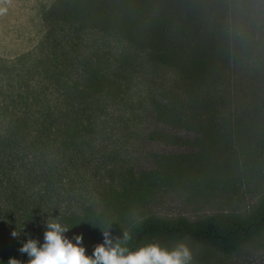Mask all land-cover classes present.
<instances>
[{"label": "trees", "instance_id": "trees-1", "mask_svg": "<svg viewBox=\"0 0 264 264\" xmlns=\"http://www.w3.org/2000/svg\"><path fill=\"white\" fill-rule=\"evenodd\" d=\"M35 12L40 36L18 64L46 80L32 94L53 88L55 98L37 100L44 105L33 123L16 90L0 101V125L16 123L14 139L31 133L64 151L100 124L127 126L120 112L136 106L126 91L136 75L143 112L136 125L145 142L166 150L147 153L166 176L205 183L264 175V0H45ZM126 232L133 249L183 241L198 253L192 264H264V193L243 210L195 220L148 216ZM21 246L6 243L2 259L27 256Z\"/></svg>", "mask_w": 264, "mask_h": 264}, {"label": "rangeland", "instance_id": "rangeland-1", "mask_svg": "<svg viewBox=\"0 0 264 264\" xmlns=\"http://www.w3.org/2000/svg\"><path fill=\"white\" fill-rule=\"evenodd\" d=\"M44 1L0 0V7L6 9L0 14V65H14L10 72L0 71L3 86L12 77L10 89L0 94V101L5 104L6 96L9 93L14 96L16 90L29 103L26 112L32 123L40 117L39 110L44 105L37 100L47 102L55 98L53 88L45 96L32 94L36 87L46 86V80L42 74L21 71L28 64L23 67L18 64V59L27 58L26 52L37 45L40 25L35 8ZM14 73L21 77L15 82ZM137 78L134 75L130 88L129 76L126 90L127 100L136 106L134 110L120 112L127 126L100 124L88 137L79 140L75 148L62 151L51 141L48 147L40 145L31 138V133L14 139L16 123L7 128L0 125V263L8 264L11 259H2L6 243L13 250L14 240L23 244L30 237L43 243L48 220L67 227L66 236L70 239L82 235L86 254L91 255L94 247L103 242L102 231H110L113 238H122L129 225L148 216L195 220L214 212L239 211L264 193L262 174L239 172L205 183L166 176L147 156L166 150L143 139L140 128L143 112L139 108L142 89L136 87L140 85L135 84ZM23 113L24 109L18 111L16 118H22ZM24 164L25 168L20 167ZM15 201L21 202L18 221H14ZM190 249L194 259L198 253ZM15 259L26 262L28 257Z\"/></svg>", "mask_w": 264, "mask_h": 264}, {"label": "clouds", "instance_id": "clouds-1", "mask_svg": "<svg viewBox=\"0 0 264 264\" xmlns=\"http://www.w3.org/2000/svg\"><path fill=\"white\" fill-rule=\"evenodd\" d=\"M5 8L0 7V14ZM69 229L55 220L45 223L43 243L28 238L18 249L27 254L22 262L11 258L8 264H192L191 249L183 241H177L171 248L162 247L158 241L130 248L131 236L124 232L122 238H113L110 231H102L103 242L98 243L91 255L86 254L83 236H66ZM17 236L16 232L12 233ZM73 240L75 243H73Z\"/></svg>", "mask_w": 264, "mask_h": 264}]
</instances>
